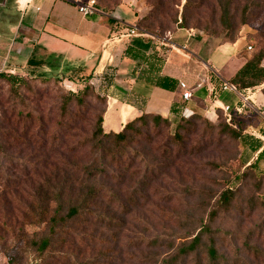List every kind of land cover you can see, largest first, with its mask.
I'll list each match as a JSON object with an SVG mask.
<instances>
[{"label": "rangeland", "instance_id": "374dc122", "mask_svg": "<svg viewBox=\"0 0 264 264\" xmlns=\"http://www.w3.org/2000/svg\"><path fill=\"white\" fill-rule=\"evenodd\" d=\"M153 1L112 0L125 2L131 15L141 19L149 15ZM169 2L173 22L164 31L157 27L154 31L176 46H185L190 60L174 52L185 64L190 62L191 71L198 63L204 73H213L209 70L213 63L202 54L213 51L214 59L226 60L218 74L228 79L227 74L264 49V0H234L237 24L233 32L220 24L217 0ZM247 3L252 6L250 20L242 25L239 21ZM182 17L187 20L185 28L178 27ZM141 19L139 23L145 25ZM73 78L52 73L28 79L21 97L0 79V264H9V255L12 264L42 262L29 241L44 236L48 226L32 223L41 215L39 211L32 214L29 206L38 200L44 203L45 196L39 193L61 187L66 168L84 180L83 168L92 163L111 174L96 182L94 214L70 223L54 240L43 264H160L173 249L149 243L157 239L178 244L191 239L201 223L208 222V214L226 189L234 194L231 207L219 210L211 224L220 264H264V158L256 160L249 146L212 126L223 121L221 113L211 122L204 111L195 110L198 115L183 123L189 132L182 131L180 145L173 142L175 123L154 128L149 118V126L134 142L116 151L113 146L101 151L83 142L91 138L96 117L107 106L106 97L97 82V92L88 93L82 106L73 103L63 117L62 96L89 80ZM186 80L193 92L202 85V79L195 76ZM262 88L264 84L252 91L264 92ZM261 109L264 112V106ZM241 119L244 133L258 136L253 129L261 124L258 116L248 114ZM121 163L123 171L118 168ZM203 239L207 242L208 235ZM253 248L261 254L255 255ZM188 264H195V258Z\"/></svg>", "mask_w": 264, "mask_h": 264}, {"label": "crops", "instance_id": "0c3cea01", "mask_svg": "<svg viewBox=\"0 0 264 264\" xmlns=\"http://www.w3.org/2000/svg\"><path fill=\"white\" fill-rule=\"evenodd\" d=\"M89 1L0 0V72L30 77L57 73L66 79H86L89 76L93 77V82H97L102 72L109 66L114 67L115 80L106 90L107 107L103 121L106 131H119L126 122L143 112L162 117L173 116L171 109L181 100L182 89L168 91L156 87L147 80L151 76L168 75L188 86L190 82L186 80L187 76L202 79V85L195 92L192 91L194 98L187 102L186 115L197 109L211 114L214 106H234L239 101L236 94L223 92L213 103L209 92L210 73H204L203 67L198 63L195 64L196 69L191 71L190 62L185 64L180 59L182 56L174 52L176 49L169 47L172 42L139 27L140 15L132 13V16L131 9L125 2L111 5L98 0L100 6L97 12L84 15L78 10L77 4ZM114 11H118L119 17L113 16ZM117 23H122L123 28L117 29ZM131 28H136L138 35L127 36L125 32ZM236 45L237 43L233 48ZM155 51H159L158 55L163 57L158 63L152 57L154 67L149 73L146 68L148 66L140 63L133 55L139 52L153 56ZM165 52L166 55H163ZM179 52L190 60V54ZM211 52L213 53L209 51L202 54L213 63L214 68L209 70L222 78L218 71L220 67L223 68L226 60H220L219 56L214 59ZM200 61L204 64L205 60ZM133 64L134 69L130 68ZM240 67L227 74L228 79ZM222 79L228 80L224 77ZM130 95L136 96L135 101L127 100ZM250 96L251 103L260 108L264 106L261 90L251 91ZM198 99L202 100V107ZM231 99L235 102H231ZM106 124L108 128H105ZM258 137L264 138L260 132Z\"/></svg>", "mask_w": 264, "mask_h": 264}, {"label": "trees", "instance_id": "16d2710c", "mask_svg": "<svg viewBox=\"0 0 264 264\" xmlns=\"http://www.w3.org/2000/svg\"><path fill=\"white\" fill-rule=\"evenodd\" d=\"M95 1V7L98 9V7L100 6L99 2L98 0ZM99 1H106L111 5H117L114 4L112 0ZM169 1L170 0H154L152 3V10L149 15L143 17L142 19L140 18L141 22H145V25H141L139 23L140 19L138 20L139 27L145 32L155 35L157 34L155 33L154 28L157 27L159 29H162L163 31L169 28V23L173 22V18H171V11L173 10V8L171 7ZM217 1L220 9V24L227 31L233 32L234 26L235 24H237L235 23L236 15L232 12V5L234 0ZM251 8L252 6L248 3L244 6L239 21L242 25L249 23V11ZM177 22L178 20L176 17L174 19V23ZM186 24L187 20L182 17L178 27L185 28ZM116 28L119 30L122 29V23H117ZM155 52L153 53V56L142 54L139 52H137L133 56L140 63L147 65L148 67L146 68L149 69L148 72L150 73L153 71L152 68L154 67V64L151 62L152 57L155 58L156 63L161 62V58L163 57L158 55L157 52L159 51ZM163 55H166V52ZM263 61L264 49H260L255 54H253L252 57L248 59L227 81L235 85L239 92H244L248 88H255L264 84ZM40 76L45 78L48 77L47 75H36L30 77L17 73L4 71L0 72V79H2L10 86V90L17 97H21L20 90L22 88V85L27 83L28 79H34ZM80 78L84 79L82 77ZM87 78H89V80L85 85H81L83 86L81 87L82 89L80 88L76 91H68L62 96L60 110L63 117L69 114L70 108L73 103H76L78 106H82L86 101L85 97L86 95H88V93L97 92L96 88L94 87L97 82L100 83L102 92L106 97L105 100L107 105L108 94L106 90L110 84H113L115 80V68L109 66L107 70L101 73V75L98 77L97 82H93V77L88 76ZM147 80L152 82V84L156 87L168 91H176L177 89H181L179 86V81L168 75H158L154 77L151 76L148 77ZM223 80L224 79L218 77L216 74L210 73L211 88L213 90L210 94V97L212 100L220 97V95L223 93L221 87ZM262 93L264 95V92ZM135 97V95H130L129 97H127V100L131 102L135 101ZM192 98H194V95ZM140 100L142 103H144V99L141 98ZM201 101V99H198L199 104L203 105ZM187 102L188 101L185 100L181 95V100L175 103V105L171 109V113L173 115L172 117H162L161 115L148 114L143 112L139 116L126 122L123 128L119 131H106L104 129L103 121L107 107L105 105L106 107L104 112L96 117V123L94 125L91 138L85 140L83 142V145H93L97 149H101V151H103L106 146H113L114 151H116L115 148L120 149L121 147L127 146L130 143L134 142L137 136H140L143 133V128L149 126V118H152L154 128H161L162 125L170 126L171 124L175 123L176 129L173 135V142L177 145L183 144L184 136L182 135V131L189 132L188 128H186L183 123H190V121L198 115L197 112H192L188 115L185 114ZM212 102L215 103L214 101ZM237 103H239V101ZM234 106L232 109V117L230 122L226 121V118L219 106H214L212 113L209 114L207 112L204 116L208 120L213 122V120L218 119L219 114L221 113L223 115V121L218 125L212 126L220 127V132L223 135L226 134L233 139L241 140L244 144L249 146L254 153H256V160H261L262 158H264V140L258 136L247 135L244 133V128L241 124V116L248 114L257 115L261 120L262 125L260 124L259 127L257 126L253 129L257 130L264 136V112L263 114H260L253 107L247 106L240 113L234 108ZM108 154L110 153L108 152ZM110 156L112 159H115L117 155L113 154ZM178 159L179 157L175 158V160ZM118 168L119 170H122V168H124V164L121 163ZM74 174L75 171L73 169L70 170L66 168V170L63 171V184L61 185V187L55 191L47 189L46 191L39 193L45 196L44 203L38 200L29 206L30 212L32 214H35L36 211H39L41 215L40 220L32 223H46V225L48 226V231L44 236L39 238L34 237L29 241L30 246L37 252L38 257L42 260V262L39 264H43V258H45L47 254L52 250L54 240L61 234V232L65 228L70 225V223L74 222L80 217L92 216V214H94L93 205L95 200L97 199L96 192H98V189L96 188V182L99 177H111V174L109 172L104 173L101 165H96V163L86 165L83 168V176L85 177L84 180L75 178ZM233 195V191L230 189H226L221 193L219 199L216 201V204L213 205V209H211L210 213L208 214V222H202L200 227H198V232L191 239L180 241L178 244L173 243V241L169 242L166 240L161 241L157 239H155L153 243H149L150 247H167L168 249H173L167 257H164L160 260V264H188L189 259H191L192 257L195 258V264H220L221 257L219 256L216 247V239L211 236V224L218 216L219 210H228L231 207ZM67 197L68 200L66 201ZM52 204L54 205L52 206ZM206 235H208L207 242H205L203 239ZM253 252L257 256L261 254L259 253L257 248H253ZM8 261L9 264L13 263V259L10 255L8 256Z\"/></svg>", "mask_w": 264, "mask_h": 264}, {"label": "built area", "instance_id": "2783aa9c", "mask_svg": "<svg viewBox=\"0 0 264 264\" xmlns=\"http://www.w3.org/2000/svg\"><path fill=\"white\" fill-rule=\"evenodd\" d=\"M95 0H90L88 3H78L77 7L78 10L84 14V15H92L95 12H97V8L95 7ZM138 30L136 28H131L129 29L127 32H125V34L127 36H133V35H138ZM165 39V38H164ZM164 46H167L165 44H163ZM171 49H176L178 52L182 51L185 52L186 48L185 46H176L174 44H171L169 46ZM249 49H251V46H248ZM179 86L182 89V96L185 100L189 101L190 99H192L193 97V93L190 90V88L188 87V85L185 82L180 81L179 82ZM222 92H230L233 94H236L239 97V103H236L234 108L238 111V112H242L247 106L253 107L258 113L263 114V112L261 111L262 109L260 107H257V105H254L253 103H251V91L255 90V88H248L246 89L244 92H239L238 89L236 88L235 85L231 84L229 81L227 80H223L222 83ZM212 88H210L209 92L211 94L212 92ZM218 98L214 99L213 101L216 102ZM220 108L226 118L227 122L231 121V117H232V109L233 106L229 105V104H222L220 105ZM261 139L264 140L263 137H260Z\"/></svg>", "mask_w": 264, "mask_h": 264}, {"label": "water", "instance_id": "95a60500", "mask_svg": "<svg viewBox=\"0 0 264 264\" xmlns=\"http://www.w3.org/2000/svg\"><path fill=\"white\" fill-rule=\"evenodd\" d=\"M113 16H117V17H119V13H118V11H114V12H113Z\"/></svg>", "mask_w": 264, "mask_h": 264}]
</instances>
